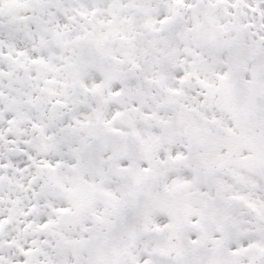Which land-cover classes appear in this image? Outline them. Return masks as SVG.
I'll list each match as a JSON object with an SVG mask.
<instances>
[{
  "label": "snow or ice",
  "instance_id": "obj_1",
  "mask_svg": "<svg viewBox=\"0 0 264 264\" xmlns=\"http://www.w3.org/2000/svg\"><path fill=\"white\" fill-rule=\"evenodd\" d=\"M0 264H264V0H0Z\"/></svg>",
  "mask_w": 264,
  "mask_h": 264
}]
</instances>
